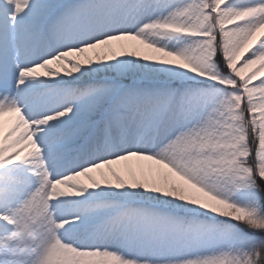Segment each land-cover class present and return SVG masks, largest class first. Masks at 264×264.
<instances>
[{"label": "snow or ice", "instance_id": "1", "mask_svg": "<svg viewBox=\"0 0 264 264\" xmlns=\"http://www.w3.org/2000/svg\"><path fill=\"white\" fill-rule=\"evenodd\" d=\"M0 264H264V0H0Z\"/></svg>", "mask_w": 264, "mask_h": 264}]
</instances>
